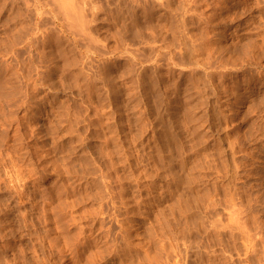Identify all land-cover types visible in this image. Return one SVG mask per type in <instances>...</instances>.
Segmentation results:
<instances>
[{
	"label": "rangeland",
	"instance_id": "rangeland-1",
	"mask_svg": "<svg viewBox=\"0 0 264 264\" xmlns=\"http://www.w3.org/2000/svg\"><path fill=\"white\" fill-rule=\"evenodd\" d=\"M256 1L0 0V264L48 257L50 238L93 241L76 264H264Z\"/></svg>",
	"mask_w": 264,
	"mask_h": 264
},
{
	"label": "bare ground",
	"instance_id": "bare-ground-1",
	"mask_svg": "<svg viewBox=\"0 0 264 264\" xmlns=\"http://www.w3.org/2000/svg\"><path fill=\"white\" fill-rule=\"evenodd\" d=\"M56 1V0H55ZM72 1V0H71ZM128 1V0H127ZM155 1V0H154ZM223 1V0H222ZM256 1V0H255ZM259 1V0H258ZM148 2V1H147ZM158 2V1H157ZM189 2V1H188ZM246 2V1H245ZM58 3V2H57ZM135 3V2H134ZM133 3V4H134ZM137 3V2H136ZM159 3V2H158ZM206 3V2H205ZM220 3V2H219ZM218 3V4H219ZM239 3V2H238ZM259 3V2H258ZM164 4V3H163ZM183 3H181V5H182ZM214 4V3H213ZM217 4V5H218ZM225 4V3H224ZM223 4V5H224ZM256 4H257V1H256ZM255 4V5H256ZM55 5V4H54ZM151 5V4H150ZM160 5V4H159ZM144 6V5H143ZM163 6V5H162ZM166 6V5H165ZM184 7H185V5H184ZM215 7V6H214ZM260 7V6H259ZM154 8V7H153ZM160 8V7H159ZM168 8V7H167ZM229 8V7H228ZM242 8V7H241ZM137 9V8H136ZM182 9V8H181ZM180 9V10H181ZM185 9V8H184ZM207 9V8H206ZM258 9V8H257ZM168 10V9H167ZM171 10V9H170ZM193 10V9H192ZM210 10V9H209ZM222 10V9H221ZM243 10V9H242ZM241 10V11H242ZM248 10V9H247ZM142 11V10H141ZM169 11V10H168ZM175 11V10H174ZM199 11V10H198ZM214 11V10H213ZM250 11V10H249ZM120 12V11H119ZM176 12V11H175ZM202 12V11H201ZM217 12V11H216ZM239 12V11H238ZM44 13H47V12H43V14ZM49 13V12H48ZM55 13V12H54ZM140 13V12H139ZM183 13V12H182ZM213 13V12H212ZM188 14V13H187ZM200 14V13H199ZM235 14V13H234ZM75 15H77V14H75ZM134 15V14H133ZM174 15V14H173ZM184 15V14H183ZM186 15V14H185ZM45 16V15H44ZM51 16V15H50ZM66 16V15H65ZM68 16V15H67ZM72 16V15H71ZM11 17V16H10ZM35 17V16H34ZM81 17V16H80ZM169 17V16H168ZM175 17V16H174ZM220 17V16H219ZM78 18V17H77ZM161 18V17H160ZM185 18V17H184ZM58 19H60V18H58ZM84 19V18H83ZM233 19V18H232ZM80 20V19H79ZM13 21V20H12ZM47 21V20H46ZM50 21H53V19L52 20H50ZM61 21V20H60ZM70 21H71V19H70ZM83 21H85V20H83ZM205 21V20H204ZM87 22V21H86ZM263 22H264V19H263ZM52 23V22H51ZM84 23V22H83ZM82 23V24H83ZM28 24V23H27ZM64 24V23H63ZM30 25V24H29ZM70 25H72V24H70ZM33 26V25H32ZM81 26V25H80ZM69 27V26H68ZM72 27V26H71ZM82 27V26H81ZM166 27V26H165ZM30 29H31V27H29ZM33 28V27H32ZM87 28V27H86ZM262 28H264L263 26H262ZM84 30V29H83ZM52 31V30H51ZM85 32V31H84ZM12 34V33H11ZM29 35H30V33H29ZM51 35V34H50ZM39 36V35H38ZM14 37V36H13ZM22 37V36H21ZM41 37V36H40ZM51 37V36H50ZM35 38V37H34ZM261 38V37H260ZM50 39V38H49ZM263 39V38H262ZM22 40V39H21ZM45 40V39H44ZM47 40H48V38H47ZM23 41V40H22ZM26 41V40H25ZM17 42V41H16ZM21 42V41H20ZM19 42V43H20ZM36 42V41H35ZM40 42H42V41H40ZM46 42V41H45ZM4 43V42H3ZM23 43V42H22ZM93 43V42H92ZM27 44V43H26ZM21 46V45H20ZM31 46V45H30ZM34 46V45H33ZM91 46V45H90ZM260 46H261V44H260ZM1 47V46H0ZM21 48V47H20ZM86 48V47H85ZM211 49V48H210ZM209 49V50H210ZM255 49V48H254ZM36 50V49H35ZM258 50V49H257ZM11 51V50H10ZM215 51V50H214ZM264 51V50H263ZM3 52V51H2ZM217 52V51H216ZM11 53V52H10ZM28 53V52H27ZM39 53V52H38ZM58 54V53H57ZM50 55V54H49ZM199 57V56H198ZM212 57V56H211ZM34 58V57H33ZM200 58V57H199ZM19 59V58H18ZM23 59V58H22ZM28 59V58H27ZM5 60V59H4ZM38 60V59H37ZM46 60V59H45ZM202 60V59H201ZM223 60V59H222ZM29 61V60H28ZM206 61V60H205ZM193 62L195 63L196 61H194L193 60ZM216 62V61H215ZM223 62V61H222ZM222 62H221V64H222ZM21 63V62H20ZM205 63V62H204ZM206 63H207V61H206ZM213 63V62H212ZM24 64V63H23ZM39 64V63H38ZM264 64V63H263ZM211 65V64H210ZM218 65V64H217ZM197 66V65H196ZM202 66V65H201ZM261 66H263V65H261ZM46 67V66H45ZM219 67V66H218ZM32 68V67H31ZM219 68H221V67H219ZM224 68V67H223ZM263 68V67H262ZM11 69V68H10ZM34 69V68H33ZM36 69V68H35ZM208 69V68H207ZM222 69V68H221ZM225 69V68H224ZM14 71H16V70H14ZM26 71V70H25ZM34 72V71H33ZM208 72V71H207ZM43 73V72H42ZM19 74V73H18ZM204 74V73H203ZM209 74V73H208ZM35 75V74H34ZM43 75V74H42ZM201 76V75H200ZM210 76V75H209ZM16 77V76H15ZM22 77V76H21ZM23 77H25V76H23ZM202 77V76H201ZM212 77V76H211ZM3 78H4V76H3ZM18 78H19V76H18ZM257 78V77H256ZM223 79H225V78H223ZM9 80V79H8ZM27 80V79H26ZM47 80V79H46ZM51 80V79H50ZM201 80V79H200ZM48 81V80H47ZM219 81V80H218ZM29 82H30V80H29ZM42 82V81H41ZM209 82V81H208ZM3 83V82H2ZM26 83V82H25ZM49 83V82H48ZM57 83V82H56ZM262 83V82H261ZM10 84V83H9ZM228 84V83H227ZM240 84V83H239ZM245 84V83H244ZM17 85V84H16ZM28 85V84H27ZM35 85V84H34ZM37 85V84H36ZM53 85V84H52ZM208 85V84H207ZM229 85V84H228ZM235 86V85H234ZM15 87V86H14ZM36 87V86H35ZM38 87V86H37ZM204 87H205V85H204ZM213 87V86H212ZM211 87V88H212ZM223 87H225V86H223ZM52 88V87H51ZM226 88H227V86H226ZM48 90V89H47ZM221 90V89H220ZM22 91V90H21ZM24 91V90H23ZM33 91V90H32ZM58 91V90H57ZM200 91V90H199ZM217 91V90H216ZM224 91V90H223ZM49 92V91H48ZM233 92V91H232ZM243 92V91H242ZM5 93V92H4ZM185 93V92H184ZM203 93V92H202ZM231 93V92H230ZM234 93V92H233ZM199 94V93H198ZM4 95V94H3ZM55 95V94H54ZM239 95V94H238ZM12 96V95H11ZM231 96V95H230ZM236 97V96H235ZM263 97V96H262ZM40 98V97H39ZM240 98V97H239ZM259 98V97H258ZM220 100V99H219ZM30 101V100H29ZM237 101V100H236ZM244 101V100H243ZM13 102V101H12ZM53 102V101H52ZM20 103V102H19ZM31 103V102H30ZM211 103V102H210ZM6 104V103H5ZM11 105V104H10ZM18 105V104H17ZM33 105V104H32ZM37 105V104H36ZM132 105V104H131ZM2 106V105H1ZM51 106V105H50ZM133 106V105H132ZM212 106V105H211ZM242 106V105H241ZM264 106V105H263ZM4 107V106H3ZM10 107V106H9ZM16 107H18V106H16ZM44 107V106H43ZM8 108V107H7ZM14 108V107H13ZM19 108V107H18ZM213 108V107H212ZM263 108V107H262ZM17 109V108H16ZM218 109V108H217ZM262 111V110H261ZM229 112V111H228ZM220 115V114H219ZM218 115V116H219ZM261 115V114H260ZM14 116H15V114H14ZM24 116V115H23ZM45 116V115H44ZM58 116V115H57ZM246 116V115H245ZM46 118V117H45ZM212 118V117H211ZM229 118V117H228ZM25 121V120H24ZM214 121V120H213ZM63 122V121H62ZM261 122V121H260ZM259 122V123H260ZM7 123V122H6ZM218 123V122H217ZM1 124V123H0ZM26 124V123H25ZM39 124V123H38ZM227 124V123H226ZM232 124V123H231ZM27 125V124H26ZM55 125V124H54ZM64 125V124H63ZM247 125V124H246ZM18 126V125H17ZM217 126V125H216ZM236 126V125H235ZM8 127V126H7ZM21 127V126H20ZM36 127V126H35ZM43 127V126H42ZM225 127V126H224ZM224 127H223V130H224ZM227 127V126H226ZM258 127V126H257ZM16 128V127H15ZM18 128V127H17ZM28 128V127H27ZM33 128V127H32ZM60 128H61V126H60ZM229 128V127H228ZM260 128V127H259ZM3 129V128H2ZM43 129V128H42ZM158 129V128H157ZM20 130V129H19ZM226 130V129H225ZM52 131H54L53 129H52ZM212 131V130H211ZM22 132V131H21ZM57 132V131H56ZM213 132V131H212ZM222 132V131H221ZM15 133H17V132H15ZM29 133V132H28ZM55 133V132H54ZM217 133H219V131L217 132ZM50 134V133H49ZM57 134V133H56ZM26 134H24V136H25ZM226 135V134H225ZM43 136V135H42ZM232 136V135H231ZM240 136V135H239ZM33 137V136H32ZM51 137V136H50ZM216 137V136H215ZM251 137V136H250ZM15 138V137H14ZM31 138V137H30ZM209 138V137H208ZM219 138V137H218ZM235 138V137H234ZM239 138V137H238ZM242 138V137H241ZM207 139V138H206ZM227 139V138H226ZM237 139V138H236ZM40 140V139H39ZM55 140V139H54ZM224 140V139H223ZM230 140V139H229ZM19 141V140H18ZM236 141V140H235ZM1 142V141H0ZM228 142V141H227ZM234 142V141H233ZM243 142V141H242ZM246 142V141H245ZM249 142V141H248ZM20 143V142H19ZM229 143V142H228ZM232 143V142H231ZM236 143V142H235ZM251 143V142H250ZM261 144V143H260ZM227 145V144H226ZM234 145H237V144H234ZM213 146V145H212ZM227 147V146H226ZM229 147V146H228ZM227 147V148H228ZM236 147V146H235ZM255 147V146H254ZM28 148V147H27ZM223 148V147H222ZM10 149V148H9ZM26 149V148H25ZM218 149V148H217ZM226 149V148H225ZM238 149V148H237ZM13 150V149H12ZM31 150V149H30ZM254 150V149H253ZM256 150V149H255ZM21 151V150H20ZM211 151V150H210ZM220 151V150H219ZM236 151V150H235ZM238 151V150H237ZM236 151V152H237ZM264 151V150H263ZM241 152V151H240ZM246 152V151H245ZM10 153V152H9ZM212 153H213V151H212ZM218 153V152H217ZM242 153V152H241ZM251 153V152H250ZM247 154V153H246ZM245 154V155H246ZM261 154V153H260ZM264 154V153H263ZM262 154V155H263ZM224 155V154H223ZM233 155V154H232ZM232 155H231V157H232ZM10 156V155H9ZM34 156V155H33ZM43 156H44V154H43ZM1 157V156H0ZM40 158H42V157H40ZM119 158V157H118ZM216 158V157H215ZM251 158V157H250ZM255 158V157H254ZM259 158V157H258ZM257 158V159H258ZM9 159V158H8ZM17 159V158H16ZM27 159V158H26ZM29 159V158H28ZM46 159V158H45ZM217 159H218V157H217ZM243 159V158H242ZM246 159V158H245ZM256 159V160H257ZM219 160V159H218ZM232 161H233V159H231ZM241 160V159H240ZM24 161V160H23ZM35 161V160H34ZM71 161V160H70ZM206 161V160H205ZM232 161H231V163H232ZM243 162V161H242ZM247 162V161H246ZM4 163V162H3ZM9 163V162H8ZM13 163V162H12ZM21 163V162H20ZM116 163V162H115ZM114 163V164H115ZM120 163V162H119ZM176 163V162H175ZM174 163V164H175ZM227 164H228V162H226ZM225 163V164H226ZM42 164V163H41ZM113 164V165H114ZM184 164V163H183ZM214 164H215V162H214ZM221 164V163H220ZM223 164V163H222ZM239 164V163H238ZM261 164V163H260ZM62 165V164H61ZM112 165V166H113ZM166 165V164H165ZM200 165V164H199ZM202 165V164H201ZM65 166V165H64ZM216 166V165H215ZM252 166V165H251ZM71 167H74V166H71ZM76 167V166H75ZM82 167V166H81ZM166 167V166H165ZM234 167H236V165L234 166ZM243 167V166H242ZM249 167V166H248ZM246 168V167H245ZM19 169V168H18ZM28 169V168H27ZM35 169V168H34ZM158 169V168H157ZM165 169V168H164ZM215 168H213V170H214ZM225 169V168H224ZM239 169V168H238ZM242 169V168H241ZM12 170V169H11ZM41 170V169H40ZM113 170V169H112ZM168 170V169H167ZM209 170V169H208ZM207 170V171H208ZM240 170V169H239ZM19 171V170H18ZM159 171V170H158ZM217 171V170H216ZM222 171V170H221ZM229 171V170H228ZM249 171V170H248ZM68 172V171H67ZM227 172V171H226ZM13 173V172H12ZM16 173V172H15ZM20 173V172H19ZM18 173V174H19ZM118 173V172H117ZM143 173V172H142ZM157 173V172H156ZM210 174H211V172H209ZM213 173V172H212ZM220 173V172H219ZM236 173H237V171H236ZM3 174H4V172H3ZM2 174V175H3ZM29 174H30V172H29ZM75 174V173H74ZM84 174V173H83ZM86 174V173H85ZM218 174V173H217ZM228 174V173H227ZM248 174V173H247ZM256 174H258V173H256ZM88 175H89V173H88ZM141 175V174H140ZM220 175V174H219ZM249 175V174H248ZM259 175V174H258ZM66 177H67V175H65ZM64 176V177H65ZM86 176V175H85ZM118 176V175H117ZM143 176H145V175H143ZM165 176V175H164ZM169 176V175H168ZM170 176H172V175H170ZM169 176V177H170ZM220 176H222V175H220ZM235 176V175H234ZM252 176V175H251ZM59 177V176H58ZM75 177V176H74ZM100 177V176H99ZM152 177V176H151ZM167 177V176H166ZM189 177V176H188ZM204 177V176H203ZM212 177V176H211ZM216 177H218V176H216ZM248 177V176H247ZM5 178V177H4ZM24 178V177H23ZM27 178H28V176H27ZM33 178V177H32ZM42 178V177H41ZM71 178V177H70ZM121 178V177H120ZM123 178V177H122ZM171 178V177H170ZM210 178V177H209ZM220 178V177H219ZM25 179V178H24ZM92 179V178H91ZM106 179V178H105ZM104 179V180H105ZM140 179V178H139ZM165 179V178H164ZM183 179V178H182ZM188 179V178H187ZM197 179V178H196ZM214 179V178H213ZM212 179V180H213ZM231 179V178H230ZM9 180H10V178H9ZM32 180V179H31ZM73 180V179H72ZM79 180V179H78ZM120 180V182H121V180L122 179H119ZM134 180V179H133ZM137 180H138V178H137ZM233 180V179H232ZM36 181V180H35ZM64 181V180H63ZM62 181V182H63ZM87 181V180H86ZM139 181V180H138ZM173 181V180H172ZM185 181V180H184ZM26 182V181H25ZM69 182V181H68ZM72 182V181H71ZM134 182V181H133ZM189 182V181H188ZM195 182H197V181H195ZM215 182V181H214ZM227 182V181H226ZM245 182V181H244ZM9 183H11V182H9ZM21 183V182H20ZM44 183V182H43ZM70 183V182H69ZM175 183V182H174ZM185 183V182H184ZM187 183V182H186ZM212 183V182H211ZM223 183V182H222ZM259 183V182H258ZM25 184V183H24ZM86 184V183H85ZM92 184V183H91ZM109 184V183H108ZM138 184V183H137ZM177 184V183H176ZM179 184V183H178ZM198 184V183H197ZM209 184V183H208ZM256 184V183H255ZM11 185V184H10ZM39 185V184H38ZM77 185V184H76ZM171 185V184H170ZM180 185V184H179ZM224 185V184H223ZM4 186V185H3ZM23 186V185H22ZM114 186H115V184H114ZM183 186V185H182ZM189 186V185H188ZM192 186V185H191ZM236 186H239V185H236ZM251 186V185H250ZM6 187V186H5ZM13 187V186H12ZM36 187V186H35ZM44 187V186H43ZM66 187V186H65ZM81 187V186H80ZM122 188H123V186H121ZM187 187V186H186ZM207 187V186H206ZM7 188V187H6ZM82 188V187H81ZM115 188V187H114ZM125 188V187H124ZM190 188V187H189ZM221 188H223V187H221ZM13 189V188H12ZM11 189V190H12ZM21 189V188H20ZM69 189V188H68ZM106 189V188H105ZM179 189V188H178ZM177 189V190H178ZM193 189V188H192ZM209 189V188H208ZM225 189V188H224ZM2 190V189H1ZM14 190V189H13ZM49 190V189H48ZM71 190V189H70ZM116 190V189H115ZM122 190V189H121ZM134 190V189H133ZM205 190V189H204ZM210 190V189H209ZM16 191H18V190H16ZM29 191V190H28ZM61 191V190H60ZM68 191V190H67ZM73 191V190H72ZM181 191V190H180ZM190 191H191V189H190ZM198 191V190H197ZM214 191H215V189H214ZM222 191H223V189H222ZM19 192V191H18ZM30 192V191H29ZM47 192V191H46ZM63 192H65V191H63ZM90 192V191H89ZM111 192V191H110ZM121 192H123V191H121ZM205 192V191H204ZM204 192H203V194H204ZM213 192V191H212ZM261 192V191H260ZM16 193V192H15ZM74 193V192H73ZM84 193H86V192H84ZM108 193V192H107ZM135 193V192H134ZM202 193V192H201ZM216 193V192H215ZM214 193V194H215ZM229 193V192H228ZM22 194V193H21ZM80 194V193H79ZM232 194V193H231ZM254 194V193H253ZM257 194H258V192H257ZM18 195V194H17ZM20 195V194H19ZM74 195V194H73ZM95 195V194H94ZM133 195V194H132ZM140 195V194H139ZM192 195H193V193H192ZM191 195V196H192ZM5 196V195H4ZM67 196V195H66ZM81 196V195H80ZM87 196V195H86ZM85 196V197H86ZM136 196V195H135ZM241 196V195H240ZM34 197V196H33ZM37 197V196H36ZM78 197V196H77ZM84 197V196H83ZM91 197H92V195H91ZM178 197H179V195H178ZM197 197V196H196ZM256 197V196H255ZM14 198V197H13ZM23 198V197H22ZM43 198V197H42ZM42 198H41V200H42ZM133 198V197H132ZM213 198V197H212ZM229 198V197H228ZM242 198V197H241ZM58 199V198H57ZM128 199H129V197H128ZM137 199H138V197H137ZM140 199V198H139ZM199 199V198H198ZM197 199V200H198ZM222 199V198H221ZM244 199H245V196H244ZM17 200V199H16ZM38 200V199H37ZM62 200V199H61ZM64 200H65V198H64ZM74 200V199H73ZM203 200V199H202ZM205 200V199H204ZM226 200V199H225ZM44 201V200H43ZM57 201V200H56ZM88 201V200H87ZM91 201V200H90ZM210 201V200H209ZM230 201V200H229ZM252 201V200H251ZM8 202V201H7ZM63 202V201H62ZM64 202H66V201H64ZM63 202V203H64ZM117 202V201H116ZM134 202V201H133ZM201 202V201H200ZM220 202V201H219ZM257 202V201H256ZM259 202V201H258ZM38 203H40L39 201H38ZM58 203V202H57ZM217 203V202H216ZM249 203V202H248ZM37 204V203H36ZM43 204H44V202H43ZM48 204V203H47ZM65 204V203H64ZM90 204V203H89ZM110 204V203H109ZM112 204H114V203H112ZM123 205H124V203H122ZM133 204V203H132ZM150 204V203H149ZM201 204V203H200ZM204 204H205V202H204ZM207 204V203H206ZM211 204V203H210ZM232 204V203H231ZM235 204V203H234ZM257 204H259V203H257ZM12 205V204H11ZM16 205V204H15ZM34 205V204H33ZM68 205V204H67ZM107 205V204H106ZM111 205V204H110ZM242 205V204H241ZM254 205V204H253ZM31 206V205H30ZM29 206V207H30ZM53 206V205H52ZM64 206V205H63ZM114 206V205H113ZM126 206V205H125ZM203 206V205H202ZM217 206V205H216ZM230 206L231 205H229V209H230ZM65 207V206H64ZM73 207V206H72ZM86 207V206H85ZM88 207V206H87ZM86 207V208H87ZM129 207V206H128ZM180 207V206H179ZM205 207H206V205H205ZM223 207V206H222ZM43 208V207H42ZM50 208V207H49ZM49 208H47V209H49ZM111 208V207H110ZM188 208V207H187ZM196 208V207H195ZM202 208V207H201ZM210 208V207H209ZM232 208V207H231ZM18 209V208H17ZM73 209V208H72ZM89 209V208H88ZM92 209V208H91ZM94 209V208H93ZM173 209V208H172ZM180 209H181V207H180ZM194 209V208H193ZM192 209V210H193ZM237 209V208H236ZM235 209V211L236 212H238L237 210ZM90 210V209H89ZM196 210V209H195ZM204 210H205V208H204ZM225 210H227V208L225 209ZM0 211H1V209H0ZM19 211V210H18ZM38 211V210H37ZM47 211V210H46ZM67 211V210H66ZM92 211V210H91ZM118 211V210H117ZM185 211V210H184ZM206 211V210H205ZM208 211V210H207ZM214 211V210H213ZM221 211V210H220ZM224 211V210H223ZM235 211H234V213H235ZM25 212V211H24ZM54 212V211H53ZM82 212V211H81ZM88 212V211H87ZM122 212V211H121ZM139 212V211H138ZM186 212V211H185ZM195 212V211H194ZM217 212V211H216ZM231 212H233V211H231ZM255 212V211H254ZM2 213H3V211H2ZM6 213V212H5ZM19 213H21V212H19ZM57 213V212H56ZM85 213V212H84ZM95 213V212H94ZM209 213V212H208ZM239 213V212H238ZM237 213V215H239ZM242 213V212H241ZM45 214V213H44ZM71 214V213H70ZM77 214V213H76ZM138 214V213H137ZM236 214V213H235ZM231 215L232 216V218L233 217H237L236 215ZM39 215V214H38ZM111 215H113V214H111ZM140 215V214H139ZM248 215V214H247ZM256 215V214H255ZM17 216V215H16ZM69 216V215H68ZM240 216V215H239ZM254 216V215H253ZM7 217V216H6ZM191 217V216H190ZM196 217V216H195ZM25 218V217H24ZM61 218V217H60ZM88 218V217H87ZM192 218V217H191ZM235 218H234V220H235ZM244 218V217H243ZM70 219V218H69ZM128 219H130V218H128ZM132 219V218H131ZM257 219V218H256ZM71 220H73V219H71ZM83 220V219H82ZM81 220V221H82ZM86 220V219H85ZM104 220V219H103ZM127 220V219H126ZM201 220H204V218L203 219H201ZM237 220L239 221V222H241V220H239V218H237ZM77 221V220H76ZM95 221V220H94ZM113 221H114V219H113ZM129 221V220H128ZM150 221V220H149ZM185 221V220H184ZM212 221V220H211ZM216 222H217V220H215ZM5 222V221H4ZM34 222V221H33ZM73 222V221H72ZM78 222H79V220H78ZM89 222V221H88ZM123 223H124V221H122ZM163 222V221H162ZM191 222V221H190ZM246 222H247V220H246ZM258 222H260V221H258ZM93 223V222H92ZM119 223V222H118ZM201 223V222H200ZM234 223H236V222H234ZM263 223V222H262ZM36 224V223H35ZM68 224V223H67ZM86 224V223H85ZM109 224V223H108ZM136 224V223H135ZM217 224V223H216ZM226 224V223H225ZM229 224V223H228ZM238 224V223H237ZM236 224V225H237ZM240 224V223H239ZM246 224V223H245ZM23 225V224H22ZM39 225V224H38ZM54 225V224H53ZM65 226H66V223L64 224ZM75 225V224H74ZM90 225V224H89ZM120 225H121V223H120ZM133 225V224H132ZM148 225V224H147ZM146 225V226H147ZM152 225V224H151ZM190 225H192V222L190 223ZM197 225V224H196ZM204 225V224H203ZM260 225V224H259ZM13 226V225H12ZM36 226V225H35ZM43 226V225H42ZM76 226V225H75ZM83 226H84V224H83ZM94 226V225H93ZM128 226V225H127ZM187 226H189V225H187ZM201 226V225H200ZM210 226H211V224H210ZM216 226V225H215ZM219 226H220V224H219ZM222 226V225H221ZM225 226H227V225H225ZM229 226V225H228ZM249 226V225H248ZM6 227V226H5ZM14 227V226H13ZM56 227V226H55ZM79 227V226H78ZM85 227V226H84ZM92 227V226H91ZM124 227V226H123ZM132 227V226H131ZM145 227V226H144ZM148 227V226H147ZM197 227H198V225H197ZM212 227V226H211ZM217 228H218V226H216ZM237 227V226H236ZM251 227V226H250ZM259 228H260V226H258ZM68 228V227H67ZM75 228V227H74ZM82 228V227H81ZM93 228V227H92ZM125 228V227H124ZM133 228V227H132ZM210 228V227H209ZM220 228V227H219ZM218 228V229H219ZM222 228V227H221ZM228 228V227H227ZM11 229V228H10ZM35 229V228H34ZM76 229V228H75ZM80 229V228H79ZM141 229V228H140ZM212 229V228H211ZM215 229V228H214ZM223 229V228H222ZM225 229V228H224ZM237 229H238V227H237ZM258 229V228H257ZM24 230V229H23ZM39 230V229H38ZM43 230H45L44 228H43ZM58 230V229H57ZM66 230V229H65ZM108 230V229H107ZM129 230V229H128ZM144 230H145V228H144ZM156 230V229H155ZM190 230V229H189ZM192 230V229H191ZM207 230V229H206ZM234 230V229H233ZM7 231V230H6ZM121 231V230H120ZM125 231V230H124ZM187 231V230H186ZM211 231V230H210ZM213 231H216V230H213ZM218 231V230H217ZM252 231V230H251ZM18 232V231H17ZM47 232V231H46ZM49 232V231H48ZM53 232V231H52ZM78 232H79V230H78ZM83 232V231H82ZM97 232V231H96ZM109 232V231H108ZM111 232V231H110ZM113 232V231H112ZM122 232V231H121ZM152 232V231H151ZM154 232V231H153ZM157 232V231H156ZM194 232H195V230H194ZM220 232V231H219ZM257 232V231H256ZM123 233V232H122ZM150 233V232H149ZM189 233V232H188ZM193 233V232H192ZM221 233V232H220ZM242 233V232H241ZM246 233V232H245ZM27 234V233H26ZM31 234V233H30ZM37 234H40V233H38L37 232ZM60 234V233H59ZM78 234H80L81 236H82V234H81V232L80 233H78ZM114 234V233H113ZM156 234V233H155ZM196 234V233H195ZM1 235V234H0ZM43 235V234H42ZM62 235V234H61ZM64 235V234H63ZM80 235H78V236H80ZM123 235V234H122ZM125 235V234H124ZM136 235V234H135ZM138 235V234H137ZM154 235V234H153ZM210 235V234H209ZM243 235V234H242ZM247 235V234H246ZM4 235H2V237H3ZM36 236V235H35ZM34 236V237H35ZM41 236V235H40ZM44 236V235H43ZM52 236H54V235H52ZM80 236V237H81ZM99 236V235H98ZM102 236V235H101ZM152 236V235H151ZM248 236V235H247ZM246 236V237H247ZM1 237V238H2ZM9 237V236H8ZM31 237V236H30ZM44 237H48V235L47 236H44ZM68 237V236H67ZM73 237V236H72ZM75 237H76V235H75ZM83 237V236H82ZM110 237V236H109ZM129 238H130V236H128ZM134 237V236H133ZM139 237V236H138ZM246 237H244L243 236V238L244 239H246ZM255 237V236H254ZM12 238V237H11ZM38 238H40V237H38ZM42 238V237H41ZM56 238V237H55ZM66 238V237H65ZM78 238L79 237H77V240H78ZM84 238V237H83ZM112 238V237H111ZM114 238V237H113ZM120 238V237H119ZM127 238V237H126ZM135 238V237H134ZM209 238H210V236H209ZM248 238V237H247ZM264 238V237H263ZM48 239H49V237H48ZM59 239V238H58ZM76 239V238H75ZM74 239V240H75ZM82 239V238H81ZM80 239V240H81ZM86 239V238H85ZM99 239V238H98ZM142 239H143V237H142ZM217 239V238H216ZM238 239V238H237ZM242 239V238H241ZM252 239H253V237H252ZM251 239V240H252ZM122 240H125V239H122ZM157 240V239H156ZM206 240V239H205ZM204 240V241H205ZM248 239H246V241H247ZM35 241V240H34ZM64 241V240H63ZM98 240H96V242H97ZM140 241V240H139ZM142 241V240H141ZM189 241V240H188ZM253 241V240H252ZM258 241V240H257ZM79 242V241H78ZM81 243L80 244H77L76 242H74V243H71V242H65V244L62 246V247H59V245H58V243H57V240L56 241H53V239L51 240V238H50V240H49V243H48V248H49V251H50V253H49V256L48 257H42V259L41 260H38V261H36V262H34V264H72V263H74V264H76L77 262H79L80 260H81V257H84L83 256V252H85L89 247H91V242H93V241H84V242H82V241H80ZM95 242V243H96ZM136 242V241H135ZM211 242V241H210ZM256 241H254V243H255ZM41 243V242H40ZM47 243V242H46ZM112 243V242H111ZM164 243V242H163ZM167 243V242H166ZM189 243H190V241H189ZM195 243V242H194ZM198 243V242H197ZM240 243V242H239ZM242 243V242H241ZM240 243V244H241ZM263 243V242H262ZM4 244V243H3ZM27 244V243H26ZM34 244V243H33ZM94 244V243H93ZM126 244V243H125ZM162 244V243H161ZM7 245V244H6ZM108 245V244H107ZM134 245H136V244H134ZM138 245V244H137ZM149 245V244H148ZM166 245V244H165ZM251 245V244H250ZM264 245V244H263ZM35 246V245H34ZM43 246V245H42ZM94 246V245H93ZM118 245H117V243H112V246L111 247H107V254L109 255V257H107V258H116L117 257V259H118V256H120L121 254H120V251H119V249H117L118 247H117ZM158 246V245H157ZM187 246V245H186ZM240 246V245H239ZM45 248H47L46 246H44ZM83 248L84 249V251H82V252H80V248ZM98 247V246H97ZM138 247V246H137ZM143 247V246H142ZM156 247V246H155ZM242 247V246H241ZM245 247V246H244ZM253 247V246H252ZM251 247V248H252ZM5 248V247H4ZM11 248V247H10ZM27 248V247H26ZM36 248V247H35ZM129 248V247H128ZM146 248V247H145ZM246 248V247H245ZM6 249V248H5ZM13 249H14V247H13ZM25 249V248H24ZM41 249V248H40ZM43 249V248H42ZM41 249V250H42ZM143 249V248H142ZM191 249V248H190ZM189 249V250H190ZM257 249H259V247L257 248ZM264 249V248H263ZM262 249V250H263ZM128 250V249H127ZM154 250V249H153ZM192 250V249H191ZM195 250V249H194ZM261 250V249H260ZM32 251V250H31ZM43 251L45 252V250L43 249ZM47 251H48V249H47ZM48 251V252H49ZM90 251V250H89ZM148 251V250H147ZM158 251V250H157ZM156 251V252H157ZM200 251V250H199ZM204 251V250H203ZM214 251V250H213ZM245 251H247V250H245ZM22 252V251H21ZM47 252V253H48ZM99 252V251H98ZM130 252V251H129ZM155 252V251H154ZM191 252V251H190ZM206 252V251H205ZM254 252V251H253ZM256 252V251H255ZM12 253V252H11ZM17 253V252H16ZM92 253V252H91ZM126 253V252H125ZM165 253V252H164ZM168 253V252H167ZM214 253V252H213ZM240 253V252H239ZM35 254V253H34ZM88 254V253H87ZM93 254V253H92ZM143 254H144V252H143ZM145 254H146V252H145ZM144 254V255H145ZM166 254V253H165ZM187 254V253H186ZM194 254V253H193ZM203 254V253H202ZM206 254H207V252H206ZM212 254V253H211ZM250 254V253H249ZM22 255V254H21ZM25 255V254H24ZM94 255V254H93ZM133 255V254H132ZM136 255V254H135ZM147 255V254H146ZM148 255H149V253H148ZM164 255V254H163ZM197 255H199V254H197ZM210 255V254H209ZM258 255V254H257ZM262 255V254H261ZM2 256V255H1ZM20 256V255H19ZM52 256V259L50 258ZM98 255H96V256H91V257H97ZM164 256H166V255H164ZM163 256V257H164ZM188 256V255H187ZM189 256H190V254H189ZM243 256V255H242ZM17 257V256H16ZM24 257V256H23ZM29 257V256H28ZM86 257V256H85ZM90 257V258H91ZM128 257V256H127ZM148 257V256H147ZM15 258V257H14ZM17 258H19V257H17ZM35 258V257H34ZM38 258V257H37ZM45 258H48V259H45ZM102 258H106V257H102ZM132 258V257H131ZM149 258V257H148ZM158 258V257H157ZM208 258V257H207ZM206 258V259H207ZM89 259V258H88ZM87 259V260H88ZM138 259V258H137ZM150 259H151V257H150ZM216 259V258H215ZM24 260V259H23ZM128 260V259H127ZM140 259H138V261H139ZM165 260V259H164ZM212 260V259H211ZM262 260H263V258H262ZM7 261V260H6ZM12 261V260H11ZM14 261H16V260H14ZM112 261V260H111ZM119 261L120 262H123L124 260H122V259H119ZM137 261V262H138ZM151 261V260H150ZM162 261V260H161ZM160 261V262H161ZM210 261V260H209ZM252 261V260H251ZM17 262V261H16ZM16 262H13V264H17ZM22 262V261H21ZM127 262V261H126ZM147 262H149V261H147ZM187 262V261H186ZM204 262V261H203ZM207 262V261H206ZM212 262V261H211ZM29 263V262H28ZM33 263V262H32ZM85 263H88V264H95V263H97V261H94V259H89L87 262H85ZM84 263V264H85ZM129 263V262H128ZM169 263V262H168ZM202 263V262H201ZM26 264V263H25ZM118 264V263H117ZM121 264H123V263H121ZM127 264V263H126ZM132 264V263H131ZM140 264V263H139ZM156 264V263H155ZM208 264V263H207Z\"/></svg>",
	"mask_w": 264,
	"mask_h": 264
}]
</instances>
